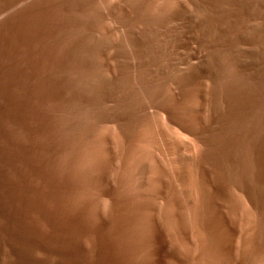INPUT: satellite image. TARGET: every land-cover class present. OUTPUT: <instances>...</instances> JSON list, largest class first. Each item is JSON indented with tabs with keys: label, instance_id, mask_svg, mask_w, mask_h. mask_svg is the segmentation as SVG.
<instances>
[{
	"label": "rangeland",
	"instance_id": "1",
	"mask_svg": "<svg viewBox=\"0 0 264 264\" xmlns=\"http://www.w3.org/2000/svg\"><path fill=\"white\" fill-rule=\"evenodd\" d=\"M0 264H264V0H0Z\"/></svg>",
	"mask_w": 264,
	"mask_h": 264
}]
</instances>
